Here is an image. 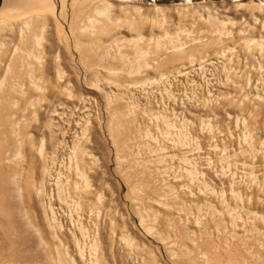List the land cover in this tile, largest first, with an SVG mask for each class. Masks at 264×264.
I'll return each mask as SVG.
<instances>
[{"label":"rangeland","instance_id":"374dc122","mask_svg":"<svg viewBox=\"0 0 264 264\" xmlns=\"http://www.w3.org/2000/svg\"><path fill=\"white\" fill-rule=\"evenodd\" d=\"M52 2L0 15V264H264V0Z\"/></svg>","mask_w":264,"mask_h":264},{"label":"bare ground","instance_id":"6f19581e","mask_svg":"<svg viewBox=\"0 0 264 264\" xmlns=\"http://www.w3.org/2000/svg\"><path fill=\"white\" fill-rule=\"evenodd\" d=\"M51 3H53L52 0H3L0 9L1 20L7 21L11 17H15L17 15V12L15 13V10H18V13L19 11L21 13H26L29 9L34 8L41 10L47 8L53 10L54 7H52ZM99 11L102 13H107L106 8ZM0 44H3V42L0 41Z\"/></svg>","mask_w":264,"mask_h":264}]
</instances>
